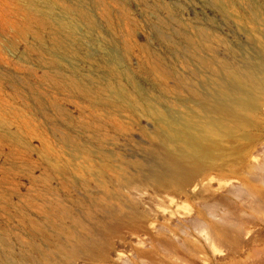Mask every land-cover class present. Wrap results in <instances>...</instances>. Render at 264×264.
I'll list each match as a JSON object with an SVG mask.
<instances>
[{"label":"rangeland","instance_id":"obj_1","mask_svg":"<svg viewBox=\"0 0 264 264\" xmlns=\"http://www.w3.org/2000/svg\"><path fill=\"white\" fill-rule=\"evenodd\" d=\"M0 264H264V0H0Z\"/></svg>","mask_w":264,"mask_h":264},{"label":"bare ground","instance_id":"obj_2","mask_svg":"<svg viewBox=\"0 0 264 264\" xmlns=\"http://www.w3.org/2000/svg\"><path fill=\"white\" fill-rule=\"evenodd\" d=\"M227 86V85H226ZM229 96V98H230V95H228ZM235 96V95H234ZM237 96V95H236ZM242 97V96H241ZM223 98V97H222ZM194 99H195V97H194ZM229 100V99H228ZM213 101V100H212ZM200 103H201V101H199ZM249 102V101H248ZM209 103V102H208ZM240 104V103H239ZM250 105V104H249ZM204 106V105H203ZM239 106V105H238ZM207 108H209V107H207ZM212 109H214V108H212ZM229 110V109H228ZM225 111V110H224ZM219 114V113H218ZM229 114V113H228ZM169 119V118H168ZM173 121H174V118H171ZM171 120V121H172ZM178 120V119H177ZM210 120H211V118H210ZM169 121V120H168ZM167 121V122H168ZM193 125H195L194 123H193ZM216 125V124H215ZM175 127V126H174ZM183 127V126H182ZM214 128V127H213ZM219 128V127H218ZM207 129V128H206ZM180 130H181V128H180ZM183 130V129H182ZM210 130V129H209ZM212 130V129H211ZM220 130H222V129H220ZM185 132L187 133V131L185 130ZM206 133V130H205V132H204V134H202L201 135V138H206V136H207V134H205ZM182 136H185V135H182ZM181 136V137H182ZM188 137V136H187ZM208 139V138H207ZM184 140H186V139H184ZM187 140H189V138L187 139ZM160 141V140H159ZM208 141V140H207ZM213 141H214V139H213ZM156 143H157V140L155 141ZM164 142V141H163ZM212 143V142H211ZM189 144V143H188ZM192 144V143H191ZM205 144V143H204ZM161 145V144H160ZM207 144H205V145H203V144H201L200 143V140H199V138L198 139H195V141H194V143L192 144V146L194 147V153H193V155H192V157H194L191 161L192 162H194V160L197 158V156L198 155H205L206 154V152H207V150L210 148L208 145L206 146ZM159 146V145H158ZM163 146V145H162ZM166 146H167V144H166ZM165 146V147H166ZM178 146V145H177ZM181 146V145H180ZM164 147V146H163ZM158 148V147H157ZM165 149V148H164ZM172 150V149H171ZM193 150V149H192ZM160 151H161V149H160ZM158 152V151H157ZM163 152V151H162ZM167 152V151H166ZM171 152V151H170ZM177 152V151H176ZM180 152V151H179ZM183 153H184V151H182ZM175 153V152H174ZM166 154V153H165ZM168 154V153H167ZM182 154V153H181ZM181 154H180V157H182L181 156ZM186 154H187V152H186ZM186 154H185V156H186ZM190 154V153H189ZM184 155V154H183ZM196 157H195V156ZM178 155H176V157H177ZM167 157V156H166ZM173 157V156H172ZM179 157V158H180ZM165 158V157H164ZM171 158V157H170ZM169 157L167 158L168 159V161L166 162V164H164V165H166V168H164L165 170H166V172L164 171H160V170H162L161 169V167H160V169H156L155 167H153V166H147L146 168H145V171L149 174V175H153V176H158V175H160V176H165V177H167V178H176V179H179V180H185L186 178H187V176H188V171H189V169L191 168V167H185V165L182 163L183 161H179V159L178 160H176V159H170ZM186 159V158H185ZM191 159V158H190ZM188 160V159H187ZM191 161H188V162H191ZM188 162H186V163H188ZM152 163V162H151ZM158 163V162H157ZM161 165V164H160ZM190 165V164H189ZM187 166V165H186ZM191 166V165H190ZM163 169V170H164ZM156 170H159V171H155ZM99 228V227H98Z\"/></svg>","mask_w":264,"mask_h":264}]
</instances>
